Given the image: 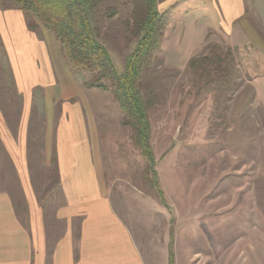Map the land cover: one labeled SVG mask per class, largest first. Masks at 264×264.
<instances>
[{
    "label": "rangeland",
    "instance_id": "1",
    "mask_svg": "<svg viewBox=\"0 0 264 264\" xmlns=\"http://www.w3.org/2000/svg\"><path fill=\"white\" fill-rule=\"evenodd\" d=\"M188 4L192 9L186 23L178 15L166 18L155 57L138 81L144 97H154L148 114L150 147L162 201L131 129L121 124L124 114L111 92L83 88L87 77L59 49V55L54 53L52 33L28 30L29 16L15 0H0V114L5 120L7 114L12 119L17 115L21 131L30 129V164L22 179L40 197H54L60 189L54 170L33 164L38 153L34 136H57L60 147L66 135L63 145L73 144L70 155L82 161L86 135L80 138V128L83 122L88 126L92 162L97 157L102 164L108 191L127 194V201L131 193L142 192L143 201L152 204H143L149 212L135 204L132 210L146 219L156 208L139 243L147 264H254L253 247L264 248L261 193L254 191L264 176V164H259L264 161V68L259 67L260 53L246 42L238 39L231 48L224 33L203 24L214 11L227 25L220 0ZM178 5L171 10L175 14ZM130 13V0H107L93 13L86 8L117 75L137 44L129 29ZM214 53L231 60L221 64L223 69L229 64L228 73L218 72L219 80L212 75L209 83V77L204 81L189 65ZM8 167L0 164V190L15 198L20 178Z\"/></svg>",
    "mask_w": 264,
    "mask_h": 264
},
{
    "label": "crops",
    "instance_id": "2",
    "mask_svg": "<svg viewBox=\"0 0 264 264\" xmlns=\"http://www.w3.org/2000/svg\"><path fill=\"white\" fill-rule=\"evenodd\" d=\"M188 2L156 0V6L165 21L178 15L186 23L192 9ZM220 2L227 25L219 20V16H214V11L208 13L203 24L207 22L213 32L224 33L231 48L236 46L238 39L246 42L260 53L259 67L264 68V0ZM178 4L180 11L175 14L171 10ZM186 30L185 27V35ZM51 46L59 55L57 45ZM57 62L62 65L61 58H57ZM261 75L264 79V71ZM6 119L0 114V164H7L8 168L12 166L19 176L20 195L14 198L9 191L0 190V264H147L139 243L143 230L150 228L149 219L157 216L156 208L153 206L150 213L154 214L148 213L146 219L132 210L135 204L149 212L146 207L152 204L148 199L149 205L143 201L142 192L131 193V201H127L124 197L127 194L122 196L108 191L102 164L97 157L95 163L92 162L88 137L93 134L87 131L88 126L83 122L80 128V138L86 135V160L82 161H75L74 155H70L73 144L66 141L63 145L66 135L60 141V147L57 136L48 139L41 132L34 136L33 148L38 153L33 164H44V170H54L55 186L60 189L56 196L46 194L44 198L34 190L32 193L22 179L30 164V129L28 134L21 131V119L17 115L12 119L7 114ZM259 164L263 168L264 161ZM256 183L254 191L257 189L261 193L259 209L264 219V176L260 175ZM124 210L126 212L118 213ZM257 246L258 249L253 247L257 250L252 254L253 262L264 264V248L261 244Z\"/></svg>",
    "mask_w": 264,
    "mask_h": 264
},
{
    "label": "trees",
    "instance_id": "3",
    "mask_svg": "<svg viewBox=\"0 0 264 264\" xmlns=\"http://www.w3.org/2000/svg\"><path fill=\"white\" fill-rule=\"evenodd\" d=\"M107 0H15V5L28 15L26 23L30 32L43 29L52 33L59 52L65 61L77 72L87 77L82 86L85 89L110 91L118 103L124 117L122 126L133 133V141L143 158L148 161L147 172L152 174V187L161 199V191L155 172L152 170V150L150 147V124L148 114L154 104L150 94L144 97L138 83L140 76L149 68L157 52L165 30V18L156 9V0H130V27L137 44L126 58L122 74L117 75L108 53L98 43L86 14L99 9ZM113 15L112 11L110 13ZM230 54V53H229ZM231 57L219 55L203 56L190 62V69L204 79L218 72L228 73L229 64L223 69L222 62H230ZM199 72V73H197ZM222 81L226 76L222 75Z\"/></svg>",
    "mask_w": 264,
    "mask_h": 264
}]
</instances>
